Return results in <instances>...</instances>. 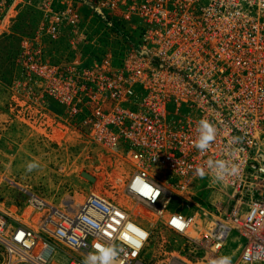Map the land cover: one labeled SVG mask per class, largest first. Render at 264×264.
Returning a JSON list of instances; mask_svg holds the SVG:
<instances>
[{"label":"built area","instance_id":"1","mask_svg":"<svg viewBox=\"0 0 264 264\" xmlns=\"http://www.w3.org/2000/svg\"><path fill=\"white\" fill-rule=\"evenodd\" d=\"M8 1L0 0V9ZM56 1L41 3L42 30L53 41L68 34L76 46L84 35L77 6L69 1L58 9ZM96 1L100 7H92L104 16L120 4ZM122 4L123 19L144 27L122 66H114L110 54L89 66L56 63L42 44L24 39L18 61L38 90L24 83L20 93L57 101L73 130L127 156L135 170L125 195L184 237V264H212L223 256L231 264H264V0ZM201 120L215 129L203 151L195 147ZM219 161L235 168L223 181L213 171ZM145 186L152 190L147 196ZM28 194L23 208L0 207V264H83L97 245L122 248L118 264H143L150 230L136 218L150 217L141 209L94 191L79 203L71 194L59 203ZM175 197L186 211L170 208ZM130 223L148 233L139 250L124 234ZM233 232L235 258L224 251Z\"/></svg>","mask_w":264,"mask_h":264},{"label":"rangeland","instance_id":"2","mask_svg":"<svg viewBox=\"0 0 264 264\" xmlns=\"http://www.w3.org/2000/svg\"><path fill=\"white\" fill-rule=\"evenodd\" d=\"M42 1L44 0H17L18 4L13 5L9 0L0 9V40H2L0 66L11 54L10 47L13 45L7 44L8 34L13 32L21 37L16 56L12 58L14 62L10 61L13 71L4 75L0 73V207L5 209L25 207L29 196L27 191L36 193L53 203H59L69 194L75 195L76 203L83 202L86 196L94 191L116 203L140 210L139 205H135L125 195L126 182L135 170L127 156L110 154L102 145L73 130L57 101L46 98L45 102H36L32 95L21 96L19 89H22L26 83V72L18 61V54L22 49L21 42L28 39L42 44L46 58H51L53 62L67 64L77 62L82 66H89L85 63L92 54L91 47L105 48L103 42L112 41L108 35L122 38L120 33L109 32L107 20L112 17L120 20L124 23L123 31L130 34L134 33L137 24H130V21L123 19L124 0H116L120 3L116 4L118 8L105 11L107 14L105 16L96 13L92 7H100L96 0H89L87 4L83 0H57L54 4L58 9L63 3L73 1L80 13V27L84 35L80 36L82 38L77 39L79 43L73 46L69 42L68 34L60 40L53 41L42 30L45 22V12L41 9ZM99 1L105 4L110 2V0ZM9 5H12L9 16L3 17V13L9 10ZM3 19L8 22L6 28L10 27L9 31L2 25ZM134 19L139 20V18ZM86 35L88 39H84ZM136 39L125 44L126 49L123 56L121 55L122 58H125L129 45L139 41ZM62 40L65 43H55ZM116 46L120 48V44L116 43ZM108 49L109 53L106 55H111L112 64L116 67L122 66L124 61L120 64L119 60L122 59H113V51L110 47ZM94 61L96 58L92 63ZM31 87L38 90L33 84ZM23 90L31 94L29 89ZM59 127H62V131L58 130ZM56 133H62V137L56 136ZM29 163H36L38 167L29 172L27 171ZM201 194L206 197L208 193ZM141 211L146 215L145 217H150V221L146 220L148 218H136L150 230V238L140 256L142 263L184 264L182 259L186 254L183 249L186 243L184 237L166 228L162 221L151 217L147 209L143 208ZM238 244L239 241L233 232L224 251L233 254L235 258Z\"/></svg>","mask_w":264,"mask_h":264},{"label":"trees","instance_id":"3","mask_svg":"<svg viewBox=\"0 0 264 264\" xmlns=\"http://www.w3.org/2000/svg\"><path fill=\"white\" fill-rule=\"evenodd\" d=\"M138 23H139V21H137V26H136L135 30L133 31L134 33L130 34V33L123 31L122 28L124 27V23H122L120 20H117L115 17H112L109 20H107V26L110 28L109 32L110 33H117V34L120 33L122 38L119 39L117 37H111L108 35V37H110L112 41H104L102 45H104L105 48H92L91 47L90 51H92V54L89 56L88 62H86L85 64L90 65L92 63V60L95 58H96V61H100L107 53H109L108 47H110L111 50L113 51L112 52L113 53L112 54L113 59H115V60L116 59H122V60H119V62L121 64L123 61V58L121 57V55L123 56L124 50L126 49L125 44L127 45V43L131 42L133 39H136V38H138L136 40H139V37L143 33L144 27H143V25L138 24ZM20 38H21L20 36H18L16 33H13V32L11 34H8V36H7V44H10V46L11 45H13V46L10 47L11 54L9 55L8 60L5 61L2 66H0V73L2 75L6 74L7 72L13 71L12 67H10V61L12 60L13 57L16 56L17 46L19 45ZM9 40H12V41L9 42ZM1 42H2V40H0V43ZM138 42H135V43H138ZM55 43H65V42L62 40V41H58ZM116 43L118 45L120 44V48L118 46H116ZM88 50H89V48H88ZM115 60H114V62H116ZM182 202L183 201L180 197H175L170 204V208L172 210H180V211L184 212L187 210V208H186V206H183L181 204Z\"/></svg>","mask_w":264,"mask_h":264},{"label":"clouds","instance_id":"4","mask_svg":"<svg viewBox=\"0 0 264 264\" xmlns=\"http://www.w3.org/2000/svg\"><path fill=\"white\" fill-rule=\"evenodd\" d=\"M198 131L199 138L195 144V147L203 151L209 147V142L214 138L215 129L208 121L201 120L199 122ZM37 167L38 165L36 163H29L27 165V171L31 172ZM213 171L215 173V179L217 181H223L227 175L235 172V168L229 167L228 161H219L218 165L213 169ZM196 174L202 177L205 175V172L202 169H197ZM143 191L149 195L152 190L145 187ZM122 251L123 249L117 246L99 245V247H96L95 252L88 254V256L83 261V264H96L97 261L99 264H118V260L115 259V257L120 256ZM212 264H231V258L228 256H223L214 260Z\"/></svg>","mask_w":264,"mask_h":264},{"label":"bare ground","instance_id":"5","mask_svg":"<svg viewBox=\"0 0 264 264\" xmlns=\"http://www.w3.org/2000/svg\"><path fill=\"white\" fill-rule=\"evenodd\" d=\"M34 80H35L34 78L28 77L26 84H31ZM21 96H23V94ZM28 192H30V191H28ZM129 225H130V229L132 231H129L127 233L124 232V234L128 235V237H130V239L134 241V243L137 245V247H135V249L139 250L143 241L147 238L148 233L146 231H141V230L136 229V227L132 223H130ZM140 233H143V235H140ZM149 238H150V234H149L147 239L149 240ZM142 252H143V249H142L141 253Z\"/></svg>","mask_w":264,"mask_h":264},{"label":"snow or ice","instance_id":"6","mask_svg":"<svg viewBox=\"0 0 264 264\" xmlns=\"http://www.w3.org/2000/svg\"><path fill=\"white\" fill-rule=\"evenodd\" d=\"M145 187L147 188V186ZM144 195H147V193H144ZM173 224H177V221L173 220ZM140 235H143V233H140ZM17 238L19 239L20 237H17ZM125 239H127V237H125ZM97 247H99V245H97Z\"/></svg>","mask_w":264,"mask_h":264}]
</instances>
